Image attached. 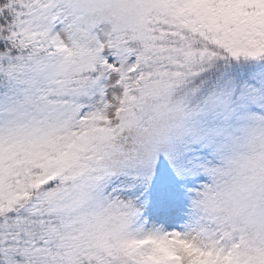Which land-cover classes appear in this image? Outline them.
I'll return each instance as SVG.
<instances>
[{
	"label": "snow or ice",
	"instance_id": "obj_1",
	"mask_svg": "<svg viewBox=\"0 0 264 264\" xmlns=\"http://www.w3.org/2000/svg\"><path fill=\"white\" fill-rule=\"evenodd\" d=\"M0 264H264V0H0Z\"/></svg>",
	"mask_w": 264,
	"mask_h": 264
}]
</instances>
